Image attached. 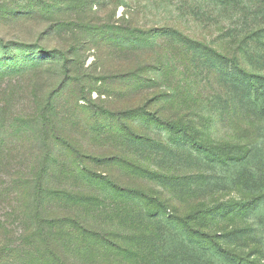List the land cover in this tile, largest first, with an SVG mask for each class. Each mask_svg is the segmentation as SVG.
Wrapping results in <instances>:
<instances>
[{"label":"rangeland","instance_id":"1","mask_svg":"<svg viewBox=\"0 0 264 264\" xmlns=\"http://www.w3.org/2000/svg\"><path fill=\"white\" fill-rule=\"evenodd\" d=\"M0 264H264V0H0Z\"/></svg>","mask_w":264,"mask_h":264},{"label":"trees","instance_id":"2","mask_svg":"<svg viewBox=\"0 0 264 264\" xmlns=\"http://www.w3.org/2000/svg\"><path fill=\"white\" fill-rule=\"evenodd\" d=\"M239 73L246 77V78H252L251 75H248L247 73H245L243 70H240ZM147 201V199H146ZM151 202V204L155 203L156 204V209L155 211H153V209L151 208L147 213H146V216L150 219L154 218V217H160L161 216V213L162 212H165L166 210L163 209L164 205L162 204L161 207H160V199H155V200H149V203ZM165 208V207H164ZM151 212V213H150Z\"/></svg>","mask_w":264,"mask_h":264}]
</instances>
